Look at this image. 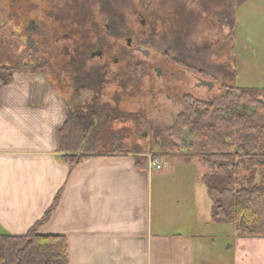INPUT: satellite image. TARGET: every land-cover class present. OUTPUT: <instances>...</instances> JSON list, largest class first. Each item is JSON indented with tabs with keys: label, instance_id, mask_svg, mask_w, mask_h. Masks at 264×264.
<instances>
[{
	"label": "rangeland",
	"instance_id": "obj_1",
	"mask_svg": "<svg viewBox=\"0 0 264 264\" xmlns=\"http://www.w3.org/2000/svg\"><path fill=\"white\" fill-rule=\"evenodd\" d=\"M0 9V67L41 66L68 95L72 109L97 94L112 107L117 99L122 118L110 124V134L118 130L129 149L139 146L145 154L155 155L150 148L171 152L170 139L160 137L159 146L155 135L174 126L186 95L211 101L228 88L264 89V0H0ZM76 49L81 53L75 57L83 58L87 70L104 75V82L84 77L77 81L78 89L83 83L92 86L95 96L73 86L71 75L77 70L70 60ZM97 49L105 55L91 59ZM201 80L213 83V88L201 85ZM245 108L250 113L249 104L238 111ZM99 140L111 151L107 132ZM159 159L166 161L165 183L173 186L175 200L177 188H184L185 180L176 176L184 161ZM190 163L195 195L211 211L203 183L210 169L198 159Z\"/></svg>",
	"mask_w": 264,
	"mask_h": 264
},
{
	"label": "crops",
	"instance_id": "obj_2",
	"mask_svg": "<svg viewBox=\"0 0 264 264\" xmlns=\"http://www.w3.org/2000/svg\"><path fill=\"white\" fill-rule=\"evenodd\" d=\"M13 77L0 88V234L27 235L59 197L37 232L65 237L69 264H264V239L239 238L200 205L192 163L176 172V203L163 169L133 155L100 152L70 168L60 146L68 95L44 72Z\"/></svg>",
	"mask_w": 264,
	"mask_h": 264
},
{
	"label": "trees",
	"instance_id": "obj_3",
	"mask_svg": "<svg viewBox=\"0 0 264 264\" xmlns=\"http://www.w3.org/2000/svg\"><path fill=\"white\" fill-rule=\"evenodd\" d=\"M80 53L76 49L70 60L77 70L76 81L84 77L92 83L104 82L99 70H87L83 58L75 57ZM19 71L43 72L41 66L29 69L28 63L21 69L1 66L0 88L11 84ZM102 101L95 96L75 109L70 108L60 137L62 151L70 153L64 161L73 169L96 153L131 154L136 165L146 169L144 148L129 149L118 137V130L110 134V124L122 118L118 114V100L113 101L114 107ZM182 103L184 110L175 118L174 126L155 135L159 146L160 137L170 139L171 152L160 153L151 148L149 151L162 159L178 158L186 163L198 159L206 164L210 171L203 182L212 201V221L232 225L239 238L264 239V89L228 88L224 96L211 101L186 95ZM246 104L250 113L246 108L238 111L240 105ZM106 132L112 137L113 146L108 152L106 143L99 140ZM58 202L59 197L27 235L0 234V264H69L67 239L37 232L38 226L50 219Z\"/></svg>",
	"mask_w": 264,
	"mask_h": 264
},
{
	"label": "flooded vegetation",
	"instance_id": "obj_4",
	"mask_svg": "<svg viewBox=\"0 0 264 264\" xmlns=\"http://www.w3.org/2000/svg\"><path fill=\"white\" fill-rule=\"evenodd\" d=\"M103 15H104V18H107V15L105 14V13H103ZM131 41H132V39H130ZM131 45V44H130ZM129 45V46H130ZM137 50H139V51H143V48H142V46H138L137 48H136ZM93 54H95V57H103L104 55H105V51L103 50V49H97L96 51H94L93 53H92V55ZM91 55V56H92ZM94 57V58H95ZM91 59H94V58H92V57H90ZM115 62H116V64H117V66H118V57L115 59ZM75 68L73 67V70H74ZM161 71V70H160ZM157 72H158V70H157ZM76 73L75 74H73V75H71L72 76V81H73V86L75 87V89L77 88L78 89V87L76 86ZM90 75V74H89ZM89 75H88V77H89ZM90 80H89V78H88V82H89ZM91 82V81H90ZM203 82H207V81H202L201 80V85H203L202 83ZM75 89H73V91H72V93H74V96L76 97V96H78L79 95V92L77 91V92H75L76 90ZM81 89H85L86 91H88L89 93L91 92V94L93 95V96H95L96 94H95V91H94V88L92 87V86H89V85H86V84H80V87H79V89L78 90H81ZM96 96H98V95H96Z\"/></svg>",
	"mask_w": 264,
	"mask_h": 264
},
{
	"label": "built area",
	"instance_id": "obj_5",
	"mask_svg": "<svg viewBox=\"0 0 264 264\" xmlns=\"http://www.w3.org/2000/svg\"><path fill=\"white\" fill-rule=\"evenodd\" d=\"M144 157L147 160L149 170L160 171L163 169V164L157 156L149 153V154H145Z\"/></svg>",
	"mask_w": 264,
	"mask_h": 264
},
{
	"label": "water",
	"instance_id": "obj_6",
	"mask_svg": "<svg viewBox=\"0 0 264 264\" xmlns=\"http://www.w3.org/2000/svg\"><path fill=\"white\" fill-rule=\"evenodd\" d=\"M131 42H132L131 40L128 41L129 45L131 44ZM143 53H144V54H148V52H146V51H143ZM91 57L94 58V57H95V54H93ZM158 75L161 76L160 69H158ZM202 84H203L204 86L209 87L210 89H212L213 86H214V84L211 83V82H203Z\"/></svg>",
	"mask_w": 264,
	"mask_h": 264
}]
</instances>
